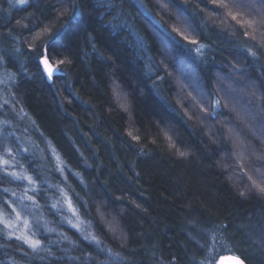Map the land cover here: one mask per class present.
Listing matches in <instances>:
<instances>
[{"label":"trees","instance_id":"trees-1","mask_svg":"<svg viewBox=\"0 0 264 264\" xmlns=\"http://www.w3.org/2000/svg\"><path fill=\"white\" fill-rule=\"evenodd\" d=\"M206 2L202 0L198 5V0H177L181 7L186 3L191 5L187 7V14L192 17L188 27L177 23L174 11H160L153 7L155 0H145L152 16L163 25L160 31L171 41V46L182 51L186 45V41L171 31L173 27H180L185 34L210 45L208 66L200 64L197 68L199 83L191 71L195 53L166 58L155 35L159 25L126 2L124 7L135 19L136 29L149 42L148 51L156 65L151 75L146 74L145 61L137 57L134 36L123 29L113 32L108 26L107 21L115 23L112 20L115 13L101 19L87 7L88 0H82L86 7L84 21L69 37L76 56L71 65L60 66L61 72H68V77L52 82L40 80L36 78V69L29 65L33 78L22 81L16 97L19 101L16 108L23 112L7 114L3 110L0 120L9 119L4 132V135L11 133L9 141L18 140L28 149V154L21 153L20 158L25 159L29 173L38 182L52 185L50 191L40 185L33 191L39 208L36 219L42 222L38 230L33 224V233L41 239L42 247L53 249V254L33 252L0 224V264L11 259L14 264H78L69 260V256L90 250L95 254L94 246L67 223L77 217L68 211L65 218L63 213L68 207L65 208L63 200L58 212H53L52 199L60 195V190L72 202L82 221L81 229L88 225L105 247L121 251L132 264H153L165 253L180 257L184 264L193 256L199 260L203 251L200 245L205 243L201 229L220 225L227 228L226 236L234 246V254L244 258L246 264H264V197L255 190L240 195L251 187L249 176L259 180L257 169L264 171V158H256L264 153V141L248 130L251 124L248 128L244 126L248 121L243 120L242 105L237 107L239 115L224 108L225 104L231 106L228 93L235 87L227 78L231 66L250 62L245 60V52L234 46L238 43L235 37L239 35L242 41L243 33L251 29L228 19L224 10L215 14L207 9L200 11ZM248 2L236 0L240 5ZM7 9V0H0V48L13 46L9 32L12 36L21 32V25L16 24L20 15L14 9ZM235 10L242 13L243 19L253 18L251 9ZM35 23L32 19L22 21V24ZM87 31L95 35L97 47L105 57L103 63H98L95 57L81 62L80 49L84 47ZM31 35L24 30L20 36L25 49ZM51 56L54 67L58 59L64 58L57 51ZM248 71L254 76L260 74L258 68ZM205 84L212 98L220 101L222 118H227L225 124L243 141L246 149L243 171L232 155L235 151L232 141L212 143L217 133L214 129L210 133L208 126L198 119L202 114L193 89ZM69 86L79 99L69 95ZM115 87L120 91L119 98L114 93ZM209 103L206 98L205 106ZM219 129L227 137L228 128ZM130 130L141 136L142 142L133 141L128 135ZM165 133L181 149L191 150V162L177 161ZM141 148L146 153L144 156L137 155ZM218 160L229 161V166L218 167ZM77 172L79 176L75 175ZM9 187L12 189L7 180L0 183V188ZM137 204L141 207L137 208ZM4 210L8 209L0 199V211ZM113 215H117L129 238L124 249H120V241L108 231L106 220ZM45 224L54 231H45ZM60 233L78 247L72 249L67 241L59 240ZM154 244L157 247L153 248ZM64 247L71 251L65 254Z\"/></svg>","mask_w":264,"mask_h":264},{"label":"snow or ice","instance_id":"snow-or-ice-1","mask_svg":"<svg viewBox=\"0 0 264 264\" xmlns=\"http://www.w3.org/2000/svg\"><path fill=\"white\" fill-rule=\"evenodd\" d=\"M135 9L139 14L143 15L146 19L154 23V25H159L155 29V35L160 40L161 48L167 57H177L181 54L186 56H191L194 52L195 56L192 57L194 65L191 68L193 75L196 77L199 83V76L197 68L200 64L204 67L208 66L207 53L210 49V45L202 43L201 41L190 37L185 34V31L181 30L180 27H173L172 32L179 35L184 41H186L185 48L177 50L174 46H171V41L164 37L163 33L160 31L163 25L159 21L155 20L152 16V10L146 5L145 0H88L87 7H90L95 13H97L101 19L107 14L112 16V20L107 21L108 26L113 32H118L119 30H127L129 34L135 38V51L138 59L144 62V68L146 74L151 75L156 68L155 62L153 61L151 55L149 54V42L139 34L136 29L135 19L131 18V13L127 11L124 7V3ZM202 0H198L199 3ZM8 9L6 11L15 10L17 15H20V19L16 20L17 25H21V32L17 33L16 36H12L9 32V36L12 37L13 46L10 48H0V114H4L3 110H6L7 114L12 112H23V109H17L16 104L19 102L17 100L18 89L21 86L22 81L25 78H33L30 76L29 65L36 69L38 74V79L47 80L52 82L56 79H63L68 77V72H61L60 66H68L73 63V59L76 53L73 52L72 46L69 43V37L73 32L79 27V25L84 21L86 7L82 4V0H7ZM153 7H158L160 11H174L177 17V23L188 25L191 27L192 17L187 14V7H191L190 4L186 3L185 7H181L177 4V0H155ZM238 7H244L251 9L252 19H243L242 13L236 11ZM208 10L209 12L215 14L220 10H224V15L231 21H235L242 26H245L251 31H245L243 33V40L239 39V35L235 37L238 41L234 46L245 52V60L250 61L245 65H240L239 63L231 66V73L227 77L232 85H235L228 93V98L231 101L230 104H225L224 108H227L231 112H237V107L242 105L243 111L245 113L243 120H247L245 127L251 124L252 127L248 130L256 135V129L259 128V137L264 141V0H249L248 3L243 5L237 4L236 0H207L204 8L200 11ZM27 15H23V14ZM89 15L91 13H88ZM35 20L34 25L22 24L24 20ZM7 27V23L4 25ZM39 29V30H37ZM26 30L28 33L32 34L30 40L27 43L25 49L24 44L20 42V36L23 31ZM165 31H167L165 29ZM238 31V30H237ZM84 47L80 49V60L81 62H87L91 58L95 57L98 63H103L105 61L104 54L98 49L96 44V37L92 31L85 32L84 35ZM251 42V43H250ZM191 45V47H187ZM63 50L61 53L59 50ZM57 51V55L63 54V59L57 60V66L54 67L52 64V52ZM11 65V68L9 67ZM249 68H258L260 74L254 76L249 73ZM12 69H15L13 71ZM203 70L202 68L200 69ZM59 74V75H57ZM162 79V78H161ZM219 81L220 78L217 77ZM67 86V82H66ZM199 98L197 107L199 113L202 116H198L209 129L211 133L213 128L211 127L212 121L218 116L223 115L221 110L220 101L212 98V93L208 90L207 85L202 87H197L193 89ZM6 93V97L5 94ZM114 93L119 98L120 91L118 87L114 88ZM69 95H76V99H79V95L72 92L69 86ZM206 98L210 101L208 106H205ZM196 99V97H193ZM246 101V102H245ZM71 102V101H69ZM86 103V102H85ZM239 115V113L237 112ZM242 120V122H243ZM9 124V119L5 118L0 120V183L5 182L9 178L14 180H26L29 184H35L36 180L32 176L18 174L16 171H8L9 160L5 159V156L15 159L16 151L14 147L10 146V141L8 140V135H4L6 130L5 126ZM228 128V135L225 137L220 129H215L217 133L216 138L212 140V143L219 141L221 144L225 140H231L235 151L233 156H235L236 161L241 163V171L244 170V164L242 163V158L244 156V144L239 136L233 134V129L224 125ZM131 139L137 143L142 142L141 136L134 134L131 130L128 132ZM165 136L168 140V147L172 149L176 155L178 162H191L193 153L189 149H181L177 146L175 142L172 141L171 137ZM207 148L208 145H205ZM25 152L28 151L27 148L24 149ZM146 153L143 148L137 153L138 156H144ZM257 159L264 158V153L256 157ZM59 160V158H57ZM62 163V161H61ZM87 167H91L85 162ZM218 167H228L229 161H217ZM132 169L135 170V164L131 165ZM58 170H60L58 168ZM259 173V180L254 179L249 176V180L252 181L251 187L248 188L247 192L241 191V196H246L248 192L255 190L257 195L264 197V171L257 169ZM79 176V172L75 173ZM137 176L140 174L137 172ZM131 178V177H130ZM52 187V185H49ZM8 189L5 188L4 192ZM13 195H15L13 193ZM61 195L64 196L63 203H66L69 211L72 215L77 217L75 223L72 220H67V223L77 231L83 232L80 225L82 221L79 220L76 210L73 208L72 202L68 200L67 196L61 191ZM29 200H34L32 196H26ZM119 199V198H118ZM4 207H11L7 201L3 202ZM62 206L60 201L53 203L51 205L52 209H57ZM137 208L141 206L136 205ZM15 211V209H12ZM99 210V209H98ZM103 216V212H101ZM16 219H20V214H16ZM108 231L112 233L115 239L120 241V249H124L128 246L129 238L124 233L120 224L118 223L117 215H113L110 220H106ZM192 223V221H189ZM0 224H3L5 228H14L13 221L10 219H5L4 213L0 212ZM25 227H28V221L24 220ZM44 229L47 232L54 231L53 228H48L44 225ZM201 231L205 234V243L200 245L202 251L201 258L196 259L195 256L187 264H246L244 258L240 255L233 254V245L226 236L227 228L224 225H220L216 228H203ZM190 238L192 234L189 233ZM11 236V233H9ZM83 239L89 242V245L94 246L93 251H87L86 253H81L80 255L69 256V260L77 261L78 264H132L131 260L123 255L121 251L114 250L111 247H105L101 240L97 238L91 232L83 234ZM17 241H20L23 245H27L33 252L39 253L41 251L47 253L48 255L53 254V249L42 247L41 239L35 238V234L32 236L25 235L23 232L20 236L16 237ZM59 240L67 241L71 245L72 249L78 247V245L69 240V237L63 233L59 234ZM54 241L53 243H57ZM264 242V241H262ZM199 244V241H197ZM157 245H153V248ZM71 251L69 247H64L63 252L68 254ZM131 251V250H130ZM223 252H228L229 255H222ZM155 255V252L153 253ZM103 257V260H98L97 257ZM43 259V257H41ZM57 259H61L57 257ZM153 264H184L180 257L169 254H161L158 260H155Z\"/></svg>","mask_w":264,"mask_h":264},{"label":"bare ground","instance_id":"bare-ground-1","mask_svg":"<svg viewBox=\"0 0 264 264\" xmlns=\"http://www.w3.org/2000/svg\"><path fill=\"white\" fill-rule=\"evenodd\" d=\"M13 141L14 142H10V146L14 147V149L16 151V156H15V159L8 157V156H5V159H8L10 162L7 170L8 171H16L18 174L32 176L29 173V171L27 170V168L25 167L26 164H25V161H23L25 159L23 157L20 158L21 153L28 154V152L24 151V147H23L21 142H19L18 140L17 141L13 140ZM21 156H22V154H21ZM55 157H58V156H55ZM32 178L34 180H36L33 176H32ZM7 181H8V185L10 184V186H12V189L9 187L8 192H7L8 195H6L4 192V189L0 188V199L2 200V203L4 201H7L9 205L17 208L19 211H24V209L27 210L26 212L29 214L28 223L30 226H29L26 234H28V236H32L33 235V226H34L33 224L35 223V229L38 230L37 227H40L42 222L38 223L39 220L36 219V216L39 214V212H38L39 208H38L36 199L29 200L26 198V196H32L35 198V196L33 195V191L35 189H37L39 185L41 187L45 186L47 191L52 190V187H49V185H46V183L43 181L38 182L37 180H36L35 184H29L28 181L22 180V179L21 180H14V179L9 178ZM58 190H60V188H58ZM13 193L15 195H13ZM59 193L61 195V190L59 191ZM60 195L55 196V198L52 199V203H56L57 201H60V200L64 201V198H62ZM64 204H65V208H67L68 207L67 204L66 203H64ZM7 209L10 211L12 208L7 207ZM57 209H53V212L57 213L58 212ZM68 211H69V209L63 213L65 215V218H66V216H68ZM73 217H75V216H73ZM76 220H77V218L74 219L75 222H76ZM82 230H83V232H81V231H79V232L81 234V237L83 238V234L90 232V227L88 225H86V227L82 228ZM15 237H18V236L15 235ZM35 238L39 239L36 236H35ZM222 255L227 256V255H229V253H226V254L222 253ZM11 260H9L8 262L6 261L5 264H14L13 260L12 261Z\"/></svg>","mask_w":264,"mask_h":264},{"label":"rangeland","instance_id":"rangeland-1","mask_svg":"<svg viewBox=\"0 0 264 264\" xmlns=\"http://www.w3.org/2000/svg\"><path fill=\"white\" fill-rule=\"evenodd\" d=\"M15 206V205H14ZM11 208L15 209V211H13L12 209L9 210H4L2 213H4L5 219H10L13 221L14 224V228H8V230L12 233L13 236H20L21 233L23 232L25 235L26 234L28 228H29V223H28V227H25L24 225V220H29V214L26 212L27 210L24 209V211H19L17 208L12 207ZM9 211V212H8ZM1 212V211H0ZM19 213L20 214V219L17 220L16 219V214Z\"/></svg>","mask_w":264,"mask_h":264},{"label":"clouds","instance_id":"clouds-1","mask_svg":"<svg viewBox=\"0 0 264 264\" xmlns=\"http://www.w3.org/2000/svg\"><path fill=\"white\" fill-rule=\"evenodd\" d=\"M223 117V115H218L215 119H214V121H215V123L214 124H212L211 125V127L215 130V129H219V128H222V127H224V125H225V123H226V120H227V118H222ZM259 128L257 127V129H256V135H254V136H259Z\"/></svg>","mask_w":264,"mask_h":264}]
</instances>
